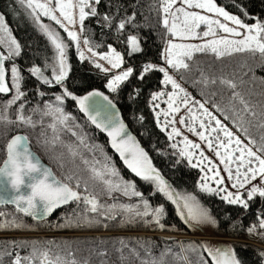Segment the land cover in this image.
<instances>
[{"label":"snow or ice","instance_id":"6c2138e0","mask_svg":"<svg viewBox=\"0 0 264 264\" xmlns=\"http://www.w3.org/2000/svg\"><path fill=\"white\" fill-rule=\"evenodd\" d=\"M18 2L48 37L56 51L55 63L45 65V68H50L51 75H45L41 67L33 66L29 69L31 76L49 87L59 85L63 91L60 95L55 96V104L46 102L42 107L32 108L29 110V114H26L27 101L24 99L26 92L21 88L23 80L21 70L14 62L9 69L5 67V61H14L15 57L20 56L21 45L12 36L4 15L0 14V48L3 49L0 50V93H13L6 102L4 110L0 112V124H14L33 129L39 125L41 128L40 135L44 138L43 144L55 148L58 142L61 143L73 161L77 157L80 158L82 164L85 165L88 176L85 178L77 171L69 170L63 173L62 178H58L52 169L44 165L40 157L31 150L29 136L17 134L12 136L2 149L4 158L0 160V203L15 204L17 210L23 212L24 215L33 218L39 216L43 219L62 205L73 201L82 202L87 206L85 209L87 212L96 214L92 217H84L88 224L100 223L97 217H103L104 220H115L117 215L113 214L112 210L116 208V205L100 203L98 194L95 192L96 186L99 185L102 186L101 191L110 197L114 192H121L125 196L142 199L144 210L135 211L134 215H129L122 222L132 223L136 217L152 215L154 222L161 228L163 227L160 224L161 216L164 213L163 207L149 212L147 199H144L143 194L136 190L133 182L123 179L119 170L111 162L110 157L105 155L104 162L95 158L90 161L79 152L78 148H74L71 144L61 140L60 133L66 130L77 138L79 145H84L89 150H93L95 147L86 145L85 138L68 124L72 117L65 114L62 105L66 98H70L76 101L80 110L88 116V119L97 128L108 135L111 148L119 155L127 169L140 179L154 183L157 190L176 205L181 219L186 223H215L195 196H180L171 189V186L152 165L148 153L129 131L120 118L119 112L115 110L116 105L107 95L93 91L86 96L77 97L65 87L64 81L69 72L66 60L68 45L60 38L58 31L44 23L42 17L54 22L67 33V37L76 43L77 52L80 59L83 60L85 55L80 50L77 27L80 32H83L84 22L89 16L99 17L97 22L100 23L102 20V26L109 28L113 26L115 20V16L107 13L101 16L98 12L96 6L101 3V0H18ZM160 11L162 12V27L168 37L163 52V59L167 67L148 62L143 65L137 77L143 80L149 72L159 71L163 73L164 85L166 87L171 85L172 90L170 92L154 93L151 97L152 101L155 102L166 96V100L163 102L167 104V109L156 112L160 130L166 133L169 140H173L182 135L181 130L175 126L179 123L188 132L198 137L206 146L207 151L214 153L219 165H223L221 169L218 164L205 155L201 143H195L189 140L187 136L183 137L181 143L184 147L179 149V156L186 158L192 167H200L201 171L204 172V176L201 177V180L204 181L200 184L201 191L217 195L224 193L221 196L222 200L228 204L239 205L243 209H248L249 201L257 196L264 198V134L260 136V141L257 143L255 139L249 136L248 127H243L245 123L251 124V121L245 120V116L256 117L257 113L252 111L245 97L239 91H235L237 84L234 80L223 77L219 79L221 85L233 90L229 102H238L242 105L239 112L234 111L233 113L239 119V123L233 121V126L244 135L248 141L245 144L239 136L234 135L220 119L209 111L206 107L207 102H201L191 97L181 84L169 74V69L176 72L189 70V61H193L198 53L212 54L216 59H222L234 53H248L255 57L258 53L264 59V23L257 20L255 24L249 25L238 16L229 14L223 7L217 6L215 0H161ZM220 17L224 21L231 22V25L234 26L222 22ZM135 19V14L119 19L116 23V30L123 34L126 26L132 25ZM219 32L228 35L221 36L218 35ZM177 40L180 42H175ZM192 41L200 42L194 43ZM125 42L129 48V55L142 51L141 41L136 35H128ZM83 43L88 45L89 41L85 39ZM88 51L91 53V57H98L99 60H104L111 66V68H105L95 59H92L91 62L94 66L104 72L119 69L124 64V55L111 45L108 46V51L105 54L97 53L91 47L88 48ZM133 74L134 69L132 67L125 68L108 80L107 89L110 92L117 91L120 84L129 80ZM201 77L202 80L197 82L203 83L205 86L208 83H217L215 78L209 80L203 73H201ZM40 95L43 96L44 93L41 92ZM101 100L104 103H100ZM14 105L16 106L15 119H12L8 116L7 110ZM214 106L217 112L223 113L219 105ZM159 107V103H153L154 111ZM181 107L186 110V114L180 115L179 120H177ZM194 108L199 115L194 113ZM161 115L164 117L162 123L160 121ZM34 116L38 118L34 119ZM46 118L48 119L45 127ZM224 118L229 119L226 114ZM256 126L264 129V120ZM169 127L171 130L167 131ZM47 129L51 130L52 136L50 138L47 135ZM171 147L176 149L178 144L173 143ZM254 148L255 150H253ZM193 158H195L196 163H192ZM59 166L65 167L63 163H60ZM222 171L227 174L226 177L221 175ZM226 179L231 182V188L236 189L235 192L229 191L228 186L225 185ZM209 180L216 187H212L208 183ZM89 181L93 182L91 189ZM255 181H259V183H254ZM242 189L245 191L242 192ZM120 207L125 212L131 213L133 211V206L121 205ZM0 215L3 214L0 213ZM13 225L22 227L15 222ZM4 227H6L5 224H0V228ZM259 227L264 229V218H260ZM254 230L255 226L250 228L249 232ZM13 243L16 244V242ZM123 243L121 241V244ZM17 246L30 247L31 251L24 256L18 252L0 253V261H2L3 255H9L13 257L11 264H79L73 252L69 251L67 255H63V249L54 241H23ZM201 247L207 253L210 261L201 256L198 264H241L230 247H217L215 249L209 248L207 245ZM169 252L170 250L162 252L159 259L141 260V264H166L164 257ZM133 253L137 257L140 256L135 250ZM145 254L151 256V251L145 248Z\"/></svg>","mask_w":264,"mask_h":264},{"label":"trees","instance_id":"16d2710c","mask_svg":"<svg viewBox=\"0 0 264 264\" xmlns=\"http://www.w3.org/2000/svg\"><path fill=\"white\" fill-rule=\"evenodd\" d=\"M215 2L249 25L255 24L257 20L264 23V0H215ZM96 7L101 16L107 13L115 16V20L113 26L109 28L102 26V20L100 23L97 22L99 17L86 18L82 37L89 41L87 46L98 53H103L111 45L124 55L123 67H132L134 74L129 80L123 82L117 91H108L106 83L111 74L102 73L90 60L80 61L72 41L66 37L65 33L57 25L43 19L45 24L60 33V38L68 45L69 72L64 81L65 87L77 97H83L93 91L107 95L118 106L123 121L136 136L148 153L152 165L171 189L180 196H195L199 204L208 211L215 221V237L227 240L225 244L235 252L241 264H264V255H261L264 253V241L260 245L245 241L248 237V228L256 224L260 218H264V198L255 197L248 202V209H243L239 205L228 204L214 193L200 191L198 189L200 170L190 166L179 156V152L171 147L167 135L158 127L151 108L152 94L163 88V73L153 71L146 74L143 80L137 78L145 63L163 64V52L168 37L161 23V0H101ZM0 14L4 15L12 36L21 45L20 56L15 57L14 61H6L5 67L9 69L14 62L21 70L23 76L21 88L26 92L24 98L27 101L26 114H29L30 109L42 107L46 102L55 104V96L60 95L63 89L59 85L55 87L44 85L29 72L33 66H39L43 70L46 64L50 65L53 62L54 50L49 39L18 0H0ZM132 14L136 16L133 24L127 25L123 34L119 33L116 30L118 20ZM128 35H136L140 39L141 52L128 54L129 48L125 42ZM189 64L190 68L187 71H173L175 76L194 97L207 102L206 105L224 123L248 142L244 135L233 126V121L239 123L238 117L233 113L239 112L242 105L238 102L230 103L229 97L233 90L219 83L221 77L235 81L237 84L235 91H239L248 101L252 111L257 113L256 117L245 116V120L251 121V124L245 123L243 127H248L249 136L259 143L260 136L264 134V129L256 126L264 120L262 115L264 113V59L258 53L255 57L248 53H234L222 59H216L212 54L198 53L193 61H189ZM47 70L44 71L45 75L50 76L49 68ZM201 73L209 80L215 78L217 83H208L207 86L198 83L197 81L202 80ZM41 92L44 93L43 96L40 95ZM12 95L13 93H0V112L4 110L6 102ZM214 105H219L223 113L217 112ZM15 107L14 105L7 110L8 116L12 119H15ZM62 107L65 114L72 117L68 124L85 138L86 145L95 147L89 150L88 147L79 145L77 138L66 130L60 133L61 140L78 148L79 152L90 161L95 158L104 162L105 155L110 157L123 179L133 182L136 190L143 194L144 199H147L149 212L163 207L164 213L160 219L163 227L154 222L152 215L136 217L132 223L122 222L129 215H134L135 211L144 210L142 199L125 196L121 192H114L110 197L101 191L102 186L97 185L95 192L98 194L100 203L116 205V208L112 210L113 214L117 215L115 220L97 217L100 223L88 224L84 217H92L96 214L87 212L85 210L87 206L82 202L63 208L51 219L42 223L34 221L12 207H3L0 208V213L3 214L0 215V224H5L6 227L0 228V253L18 252L24 256L28 255L31 248L17 246L20 242L54 241L63 249V255H67L69 251L73 252L79 264H85V262L86 264H141V260L159 259L161 253L166 250H170L164 257L166 264H198L201 256L210 261L201 247L204 242L195 237L201 230L195 229L181 219L175 205L159 192L153 183L132 177L122 167L110 151L106 137L85 119L76 101L66 98ZM225 114L229 119L224 118ZM141 117L143 119H140ZM16 133L29 136L32 149L52 168L57 177L62 178L63 173L74 170L87 178L88 173L80 158L77 157L73 161L61 143L58 142L55 148L43 144L44 138L40 135L39 125L33 129L14 124H0V160L4 158L2 151L4 145ZM47 135L49 138L52 136L50 129H47ZM60 163H63L65 167L61 168ZM92 183L89 181L90 189ZM121 205L133 206V211L125 212ZM13 222L22 227H15ZM157 234L192 238L177 240ZM121 241L124 243L121 244ZM145 248L151 251V256L145 254ZM133 250L140 256L137 257ZM12 258V256L3 255L0 264H11Z\"/></svg>","mask_w":264,"mask_h":264},{"label":"rangeland","instance_id":"374dc122","mask_svg":"<svg viewBox=\"0 0 264 264\" xmlns=\"http://www.w3.org/2000/svg\"><path fill=\"white\" fill-rule=\"evenodd\" d=\"M216 3V2H215ZM217 4V3H216ZM217 6H219L218 4H217ZM219 7H221V6H219ZM86 11H87V9H86ZM196 11H199V10H196ZM230 14V13H229ZM208 15H212V14H208ZM232 15V14H231ZM42 19H44V20H46V21H49V22H52V21H50V20H48V19H46V18H43L42 17ZM219 19H221V21L222 22H224V23H227V24H229V26H234V25H231V22H229V21H224L223 20V18L222 17H220ZM53 24H54V22H52ZM58 26V25H57ZM59 27V26H58ZM202 27V30H203V25L201 26ZM61 29V28H60ZM63 32H64V30L63 29H61ZM76 31H77V33H78V37H79V42H80V50L84 53V55H85V59H83V60H90V61H92V59H95L98 63H100L101 65H103V67H105V68H111V66L106 62V61H104V60H99V58L98 57H91V53L88 51V46L87 45H85L84 43H83V41H84V38L82 37V32H80L79 31V28L77 27V29H76ZM65 33V35H66V37H67V33L66 32H64ZM218 35H221V36H225V35H228V34H225V33H223V32H219L218 33ZM48 38V37H47ZM68 38V37H67ZM167 40H168V38L166 39V43H167ZM49 42H50V40H49ZM175 42H180V41H175ZM192 42H194V43H199L200 41H192ZM51 43V42H50ZM166 43H165V47H166ZM72 44H73V48H74V50H75V52H76V56H77V58L80 60V61H82L81 59H80V55H79V53L77 52V48H76V43L75 42H73L72 41ZM51 45H52V43H51ZM52 47H53V50H54V57L56 56V51H55V48H54V46L52 45ZM165 47H164V49H165ZM1 50V49H0ZM107 51H108V49L105 51V52H103V53H100V54H105V53H107ZM98 53V52H97ZM66 60H67V65L69 66V63H68V48H66ZM6 62V61H5ZM53 63H55V60L53 59V62L51 63V64H53ZM50 64V65H51ZM93 64V63H92ZM93 66H94V64H93ZM158 66H162V67H167L166 66V64H165V61H164V59H163V64H161V65H158ZM11 67V66H10ZM95 67V66H94ZM97 68V67H96ZM125 68H127V67H121V68H119V69H111L110 71H108V72H104V71H102L101 69H99V68H97L99 71H101L102 73H110L111 74V77L109 78V79H111L114 75H116V74H118L119 72H121V71H123ZM44 71H48L47 70V68H44L43 69ZM49 71H50V73H51V70H50V68H49ZM169 74L170 75H172L176 80H177V82L178 83H180L181 84V86L190 94V96L191 97H193L195 100H198V101H201L199 98H197V97H194L192 94H191V91L175 76V74H174V72H173V70H171V69H169ZM108 82V81H107ZM107 84V83H106ZM162 84H163V88L160 90V91H157V92H154V93H158V92H170L172 89H171V85H168L167 87L164 85V83H163V79H162ZM121 85V84H120ZM109 91V90H108ZM153 93V94H154ZM152 94V95H153ZM152 97V96H151ZM163 100H166V96L164 97V98H162V100H158V101H155V102H153L152 101V99H151V108H152V110H153V103H159V105H160V107L159 108H156L155 109V111L153 110V112H154V115H155V120H156V123H157V119H156V112H161V110H166L167 109V104L166 103H164L163 102ZM201 102H203V101H201ZM198 107V106H197ZM206 107H208L207 105H206ZM208 109H209V111H211L212 113H213V115H215L218 119H220L213 111H212V109L211 108H209L208 107ZM193 111H194V113H196L197 115H199V113L198 112H196V108H194L193 109ZM186 114V110L183 108V107H181V112L177 115V120H179V116L180 115H185ZM170 118V117H169ZM201 118H203V117H201ZM163 120H164V117H163V115H161L160 116V121H161V123L163 122ZM221 120V119H220ZM221 122L223 123V124H225L227 127H228V129L230 130V131H232L233 133H234V135H236V136H239V135H237V133L234 131V130H232L226 123H224L222 120H221ZM157 125H158V123H157ZM178 129H180L181 130V132H182V135L181 136H178V137H175L173 140H170V142H171V144H173V143H177L178 144V147L176 148V151H178L179 152V149H181V148H183L184 147V145H183V143H181V141H182V139H183V137L184 136H187L188 137V139L189 140H192L193 142H195V143H201L202 144V148L204 149V151H205V155H207L209 158H211L212 160H213V162L214 163H216V164H218L219 165V161L216 159V157H215V155H214V153H212V152H209V151H207V148H206V146L203 144V142H201L199 139H198V137H196V136H194L192 133H190V132H188L187 130H186V128L183 126V125H180L179 123H177L176 125H175ZM158 127L160 128V125H158ZM197 127H198V123H197ZM171 130V127H169L168 129H167V131H170ZM165 133V132H164ZM166 134V133H165ZM222 135V134H221ZM168 137V136H167ZM240 137V136H239ZM240 139L245 143V144H247V142L245 141V140H243L241 137H240ZM254 150V149H253ZM197 154H198V150H197ZM183 159H185L186 161H187V163L189 164V162H188V160L186 159V158H183ZM192 163H196V160H195V158H193V161H192ZM190 165V164H189ZM191 166V165H190ZM219 167L222 169L223 168V165H219ZM195 168H197V169H199L200 170V177H199V182H198V189L201 191V189H200V184L201 183H203L204 181H202L201 180V177L202 176H204V172H202L201 171V169H200V167H195ZM209 175H211V174H209ZM221 175H224L225 177H226V173H223V171L221 172ZM208 183L212 186V187H216V185L212 182V181H208ZM254 183H259V181H255ZM154 184V183H153ZM155 185V184H154ZM225 185H227L228 186V188H229V191H232V192H235L236 191V189H232L231 188V182H229V181H227V179L225 180ZM250 187V186H249ZM155 188H156V185H155ZM157 189V188H156ZM242 192L243 191H245V190H241ZM215 194V193H214ZM217 195V194H216ZM224 195V193H220L219 195H217L219 198H221V196H223ZM183 196H185V195H183ZM192 196V195H191ZM167 197V196H166ZM168 199V198H167ZM169 200V199H168ZM171 203H173L171 200H169ZM226 202V201H225ZM174 204V203H173ZM175 205V204H174ZM175 207H176V205H175ZM176 210H177V207H176ZM213 220V219H212ZM259 221H260V219L258 220V222L256 223V224H253V225H251L249 228H248V237L245 239V241H248V242H251V243H255V244H258V245H260L263 241H264V229H261L260 227H259ZM189 224L192 226V227H194L195 229H197V230H201V231H198L197 233H196V238H199V239H202V241L204 242V245H207L209 248H212V249H215V248H217V247H221V248H224V247H230L229 245H227V244H225L226 243V241L227 240H225V239H221V238H218V237H215V227H216V225H215V223H212V222H205V223H202V224H196V223H192V222H189ZM253 226H255V230L254 231H252L251 233L249 232V229L250 228H252ZM201 232V233H200ZM157 235H159V236H163V237H165V238H175V239H177V240H181V239H188V238H192V237H189V236H171V235H167V234H157Z\"/></svg>","mask_w":264,"mask_h":264},{"label":"water","instance_id":"95a60500","mask_svg":"<svg viewBox=\"0 0 264 264\" xmlns=\"http://www.w3.org/2000/svg\"><path fill=\"white\" fill-rule=\"evenodd\" d=\"M88 95V94H87ZM86 96V95H85ZM97 99H99V98H97ZM100 103H104L102 100L100 101ZM115 104V103H114ZM116 105V104H115ZM116 111H118L119 112V114H120V110H119V108H118V106L116 105V109H115ZM80 112H81V114L85 117V119L94 127V128H96L100 133H102L105 137H106V139H107V143H108V147H109V149H110V151L116 156V158L118 159V161L120 162V164L122 165V167L132 176V177H134V178H139V177H137V176H135L129 169H127V167L123 164V161L119 158V155L114 151V149H112L111 148V144H110V138L108 137V135L105 133V132H102L99 128H97L89 119H88V116L84 113V112H82L81 110H80ZM120 118L122 119V117H121V114H120ZM123 120V119H122ZM125 123V122H124ZM125 125H126V123H125ZM127 126V125H126ZM128 127V126H127ZM129 129V128H128ZM129 131H130V129H129ZM131 132V131H130ZM132 133V132H131ZM17 134H22V133H16V134H14V135H17ZM133 134V133H132ZM13 135V136H14ZM135 136V135H134ZM12 137V136H11ZM10 137V138H11ZM136 137V136H135ZM137 139V138H136ZM137 141H138V139H137ZM139 142V141H138ZM141 145V144H140ZM30 147H31V143H30ZM142 147V146H141ZM143 148V147H142ZM31 150L35 153V151L32 149V147H31ZM36 154V153H35ZM37 155V154H36ZM38 156V155H37ZM150 158V157H149ZM41 159V158H40ZM41 161H42V163L44 164V165H46V166H48V167H50L48 164H46L42 159H41ZM51 168V167H50ZM52 169V168H51ZM53 171V170H52ZM53 173H54V171H53ZM55 174V173H54ZM56 175V174H55ZM57 176V175H56ZM59 178V177H58ZM74 203H76L75 201H73V202H70V203H68V204H65V205H62V206H60V207H58V208H56L50 215H47V216H45L43 219H41V218H39V216L38 217H36V218H33L32 216H28V217H30L31 219H33L34 221H36V222H38V223H42V222H45V221H48L49 219H51L56 213H58L59 211H61L63 208H66V207H68V206H70V205H72V204H74ZM12 207V208H14V209H16L17 210V207H16V205L15 204H3V203H0V208H3V207ZM18 211V210H17ZM19 212H21V211H19ZM21 213H23V212H21ZM24 214V213H23Z\"/></svg>","mask_w":264,"mask_h":264}]
</instances>
